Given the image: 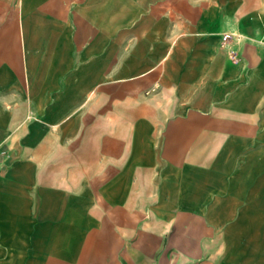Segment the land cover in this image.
<instances>
[{
	"label": "crops",
	"instance_id": "crops-1",
	"mask_svg": "<svg viewBox=\"0 0 264 264\" xmlns=\"http://www.w3.org/2000/svg\"><path fill=\"white\" fill-rule=\"evenodd\" d=\"M0 161V264H264V0H0Z\"/></svg>",
	"mask_w": 264,
	"mask_h": 264
},
{
	"label": "built area",
	"instance_id": "built-area-1",
	"mask_svg": "<svg viewBox=\"0 0 264 264\" xmlns=\"http://www.w3.org/2000/svg\"><path fill=\"white\" fill-rule=\"evenodd\" d=\"M227 38H229V35H224L223 39L225 40ZM4 167H5L4 162L3 161H0V170H2Z\"/></svg>",
	"mask_w": 264,
	"mask_h": 264
}]
</instances>
